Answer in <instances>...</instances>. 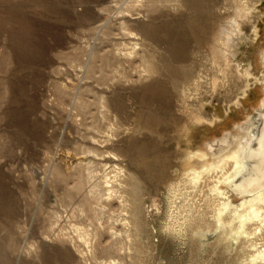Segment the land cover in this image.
Wrapping results in <instances>:
<instances>
[{
	"label": "rangeland",
	"instance_id": "rangeland-1",
	"mask_svg": "<svg viewBox=\"0 0 264 264\" xmlns=\"http://www.w3.org/2000/svg\"><path fill=\"white\" fill-rule=\"evenodd\" d=\"M263 51L264 0H0V264H264Z\"/></svg>",
	"mask_w": 264,
	"mask_h": 264
},
{
	"label": "bare ground",
	"instance_id": "bare-ground-1",
	"mask_svg": "<svg viewBox=\"0 0 264 264\" xmlns=\"http://www.w3.org/2000/svg\"><path fill=\"white\" fill-rule=\"evenodd\" d=\"M261 56L264 65V51ZM238 127L234 137L230 134L219 140L220 146L217 154L219 163L216 168L224 169L231 162L233 171L226 175L223 181L237 193H251L250 196L243 198L241 205L246 206L253 216L262 215L261 211L264 206V93L258 106ZM207 167L210 165L208 164ZM201 175V171L193 170V180H197ZM214 188L218 189V185ZM228 205L229 203L226 202L223 206L226 208Z\"/></svg>",
	"mask_w": 264,
	"mask_h": 264
}]
</instances>
